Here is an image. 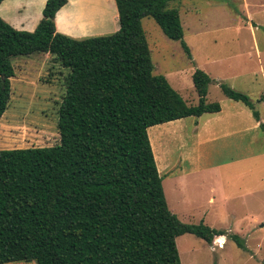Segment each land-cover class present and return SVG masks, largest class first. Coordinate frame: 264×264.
<instances>
[{"label":"trees","instance_id":"obj_1","mask_svg":"<svg viewBox=\"0 0 264 264\" xmlns=\"http://www.w3.org/2000/svg\"><path fill=\"white\" fill-rule=\"evenodd\" d=\"M68 1L48 0L34 31L0 16V119L13 94L15 57L53 55L70 70L58 110L59 142L0 149V264H182L179 236L191 233L211 244L226 231L185 223L170 209L148 131L222 111L220 102L208 101L213 78L195 70L199 101L190 105L155 73L146 17L192 58L174 0H115L120 28L83 39L57 30L56 13ZM220 87L261 122L247 93L225 82ZM232 239L247 250L240 235Z\"/></svg>","mask_w":264,"mask_h":264},{"label":"rangeland","instance_id":"obj_2","mask_svg":"<svg viewBox=\"0 0 264 264\" xmlns=\"http://www.w3.org/2000/svg\"><path fill=\"white\" fill-rule=\"evenodd\" d=\"M170 5L180 9L192 58L181 41L169 38L146 17L143 26L155 73L165 75L188 104L196 105L193 73L203 69L213 78L208 101L222 106L221 112L170 121L148 131L170 209L185 223L205 219L226 231L211 244L195 234L179 236L182 264H264V0H174ZM80 17L91 23L80 39L120 28L114 14L95 26L92 17ZM13 64L16 76L10 106L0 119V149L57 144L58 110L70 70L53 55L17 56ZM222 82L251 97L261 122L247 106L223 93ZM213 196L216 202L210 204ZM233 234L244 239L247 250Z\"/></svg>","mask_w":264,"mask_h":264},{"label":"crops","instance_id":"obj_3","mask_svg":"<svg viewBox=\"0 0 264 264\" xmlns=\"http://www.w3.org/2000/svg\"><path fill=\"white\" fill-rule=\"evenodd\" d=\"M47 1L48 0H4L0 4V16L17 29L34 31L44 16L43 11ZM115 3V0H69L68 3L56 13L55 20L57 30L75 38L82 37L88 34V28L91 23L80 20V14L83 13L84 16L92 17L93 23H95L93 26H95L100 22H106L112 14L119 17L118 8ZM90 9L93 10L91 11ZM61 17L66 21L65 26H61ZM229 163L232 162H226L224 164ZM214 201L216 202L215 196L209 199L210 204ZM207 213V210L203 212L204 218L207 216ZM204 220L205 219L202 221Z\"/></svg>","mask_w":264,"mask_h":264},{"label":"bare ground","instance_id":"obj_4","mask_svg":"<svg viewBox=\"0 0 264 264\" xmlns=\"http://www.w3.org/2000/svg\"><path fill=\"white\" fill-rule=\"evenodd\" d=\"M223 242V241H222Z\"/></svg>","mask_w":264,"mask_h":264}]
</instances>
